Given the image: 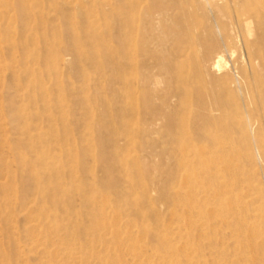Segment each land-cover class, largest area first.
I'll use <instances>...</instances> for the list:
<instances>
[{
    "label": "rangeland",
    "instance_id": "1",
    "mask_svg": "<svg viewBox=\"0 0 264 264\" xmlns=\"http://www.w3.org/2000/svg\"><path fill=\"white\" fill-rule=\"evenodd\" d=\"M7 1L0 6L7 13L0 17V260L264 264V166L239 129L220 137L221 173L207 174L203 157L185 176L179 151L190 141L175 140V121L151 135L154 126L129 108L118 0ZM201 27L182 40L193 43ZM53 52L69 62H54ZM212 141L193 145L208 150ZM42 151L48 167L36 159ZM22 154L28 167L19 164ZM36 174L47 192L32 182L25 195Z\"/></svg>",
    "mask_w": 264,
    "mask_h": 264
},
{
    "label": "bare ground",
    "instance_id": "2",
    "mask_svg": "<svg viewBox=\"0 0 264 264\" xmlns=\"http://www.w3.org/2000/svg\"><path fill=\"white\" fill-rule=\"evenodd\" d=\"M19 5L24 6L23 0ZM113 8L115 17L124 16L129 108L140 123L154 126L147 131L151 135L161 133L155 126L175 121V140L190 141L178 150L185 176L195 170V159L203 157L211 165L207 174L221 173L218 164L224 163L225 150L220 137L239 129L246 134L252 160L264 166V0H118ZM6 15L0 12L1 18ZM197 25L202 27L193 43L184 42L183 34ZM51 58L67 60L58 52ZM23 116V110L16 112L22 130L28 128ZM202 139L216 144L212 141L208 150L193 145ZM103 153L111 168L113 162ZM46 155L42 151L36 158L44 167L49 166ZM19 160L21 167H28L24 154ZM32 182L47 192L46 180L36 174L25 182V195ZM0 264L12 262L5 257Z\"/></svg>",
    "mask_w": 264,
    "mask_h": 264
}]
</instances>
